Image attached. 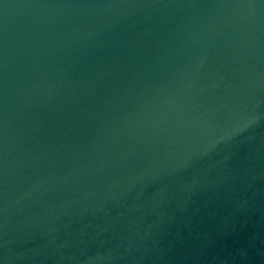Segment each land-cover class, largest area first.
<instances>
[{
  "label": "water",
  "instance_id": "1",
  "mask_svg": "<svg viewBox=\"0 0 264 264\" xmlns=\"http://www.w3.org/2000/svg\"><path fill=\"white\" fill-rule=\"evenodd\" d=\"M0 264H264V0H0Z\"/></svg>",
  "mask_w": 264,
  "mask_h": 264
}]
</instances>
